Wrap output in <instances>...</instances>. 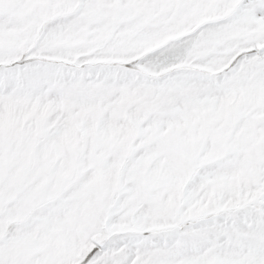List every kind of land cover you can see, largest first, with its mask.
Masks as SVG:
<instances>
[{
	"label": "snow or ice",
	"instance_id": "6c2138e0",
	"mask_svg": "<svg viewBox=\"0 0 264 264\" xmlns=\"http://www.w3.org/2000/svg\"><path fill=\"white\" fill-rule=\"evenodd\" d=\"M0 264H264V0H0Z\"/></svg>",
	"mask_w": 264,
	"mask_h": 264
}]
</instances>
